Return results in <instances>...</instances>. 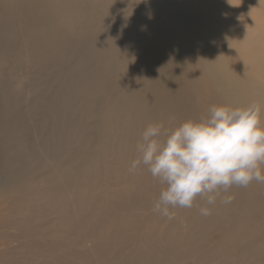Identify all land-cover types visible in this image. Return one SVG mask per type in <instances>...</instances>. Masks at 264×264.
Listing matches in <instances>:
<instances>
[{"label": "rangeland", "instance_id": "rangeland-1", "mask_svg": "<svg viewBox=\"0 0 264 264\" xmlns=\"http://www.w3.org/2000/svg\"><path fill=\"white\" fill-rule=\"evenodd\" d=\"M251 1L263 11L228 7L261 35L264 27L248 20L261 15L264 24V0ZM191 25L164 0H0V188L14 187L11 197L24 196L29 211L10 221L17 226L0 223V264H146V247L159 248L153 256L162 264V251H173L175 264H264V183L221 190L207 217L197 198L167 220L152 211L162 185L144 166L129 172L149 124L174 128L231 105L237 84L221 91L217 83L227 79L205 71L203 59L236 58L219 48L197 56ZM122 174L132 177L126 188L118 187ZM117 189L123 201L104 197ZM81 193L113 210L84 222L74 208ZM224 196L232 202L221 203ZM10 201L0 194L1 205ZM60 208L78 234H69ZM107 217L115 226L130 219L102 256L82 236Z\"/></svg>", "mask_w": 264, "mask_h": 264}, {"label": "clouds", "instance_id": "clouds-1", "mask_svg": "<svg viewBox=\"0 0 264 264\" xmlns=\"http://www.w3.org/2000/svg\"><path fill=\"white\" fill-rule=\"evenodd\" d=\"M136 152L129 172L144 166L162 185L154 213L173 220L174 209L192 208L201 198L206 205L199 212L207 217L221 190L264 183V105H212L206 117L174 128L149 124ZM232 199L224 196L220 202L230 204Z\"/></svg>", "mask_w": 264, "mask_h": 264}, {"label": "bare ground", "instance_id": "bare-ground-1", "mask_svg": "<svg viewBox=\"0 0 264 264\" xmlns=\"http://www.w3.org/2000/svg\"><path fill=\"white\" fill-rule=\"evenodd\" d=\"M164 1L167 3L168 6L173 8L175 16H178L179 19L181 18L185 22H189L190 24L192 23L191 26L193 32H191L192 30H189V32H186V34H188L187 36L188 38L190 36V39L193 42L198 43V45H202L201 48L198 47L199 51L197 50L198 53L197 56H201L200 53L203 54V52L204 53L207 52L208 54L209 52L214 53L213 51L215 50V48H219L224 52V54H226V56H228L229 54L230 56L236 58V60H232V61L231 59L226 60L223 57H215V60L203 59V66L205 71H207L212 76L214 74H223L224 79H227L226 82L224 81L217 83V86L221 91L223 92L228 91L229 89L232 88L231 86L232 84H237L233 94L234 97L233 98L230 97V99H228V103L234 107L236 106L246 107L254 102H259L261 105H264V33L260 35L257 33V30L249 31L250 28L245 27L246 22L244 21L243 18L244 13L243 12L239 13L237 10L233 12L228 7V5L232 2L237 3L241 7L242 5H244L243 9L249 11H254V9H256V11H261V10L263 11V9L257 6L251 0H177V1L164 0ZM248 22H249V27L252 26L264 27L263 21H261V15H258V19H256V21L252 20L250 16V20H248ZM180 31H181L180 33L183 34L180 37L182 39L186 38L182 30ZM214 83L215 82H213V84ZM113 114L115 113L113 112ZM123 154L124 153L120 152V154H116V156L123 157ZM106 156L107 154L102 153V164L105 166V168H107L108 165L106 163ZM99 165L101 166V164ZM147 174L148 172L146 171V175ZM129 179L131 180L132 177L129 176L128 174L120 175V179L117 180L118 187L122 188L127 186V184L129 185L128 183L130 182ZM49 181L53 182L54 180L52 179ZM14 189L15 188L12 186H6L0 188V194H2V196L5 199H11V201L8 203L10 204V206L7 204L6 205L0 204V223L3 221V219H7L10 222L12 219H14L15 216L19 217L23 215L26 217L27 213L29 212L28 210H26L21 206L24 201V196H16L14 198L11 197L14 194L15 191ZM122 195L123 193H121V191L117 189L116 191L110 190L109 192H106L104 194V197L115 198L123 201L125 198ZM87 196L81 193L79 195V198L74 203L75 213L79 214L84 222H86L87 216L89 218L93 216H97L98 213L102 211L103 208H107L106 206H102V205L98 206L97 204L95 205L91 203L90 197L88 198ZM54 202L57 203L56 201ZM56 205L57 204H55V206ZM107 209L113 210L112 207L110 206H108ZM59 213L62 222L65 225V228H68L69 234L71 236L74 234L76 235L75 231L78 234L76 223L74 222V218H72V216L69 215V213L65 214V211L63 212L61 208ZM129 219H130L129 217L128 218L126 217L121 223H119L116 226L114 225L115 222L112 218L108 219L110 222L107 224H104V221L101 220L99 225L100 227H98L96 232H93L91 236L89 235L90 233L89 231L87 230L85 231L86 236L85 234L82 236V241L84 242V239H93L95 242L94 248H96L97 252L103 256L111 250V246H113V243L111 242L117 241L119 239V236H121V234L124 233L123 232L124 228ZM10 223L12 225L17 226V223L15 222H10ZM80 223L82 222L80 221ZM88 226L90 227V225ZM115 227L116 230L114 234L113 235L110 234L111 236L107 235ZM78 229L81 230L80 225L78 226ZM155 237L157 239L160 238L161 236L157 234V236ZM148 240L152 241V239H148ZM5 244H6V240L0 238V248L1 246L2 247L5 246ZM147 245H149V243H147L146 246ZM153 248H149V247L145 248L144 250L145 263L162 264L161 261L155 260L153 256L155 253L154 252L155 248L157 249L159 248L158 247H153ZM160 249H163V247ZM162 252L166 253L165 258L163 260V264H170V263L175 264L178 262V259L173 257L174 256L173 251H162ZM194 253L195 251L192 252V254Z\"/></svg>", "mask_w": 264, "mask_h": 264}]
</instances>
